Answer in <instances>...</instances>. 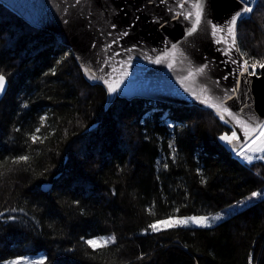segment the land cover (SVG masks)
I'll list each match as a JSON object with an SVG mask.
<instances>
[{
  "label": "trees",
  "instance_id": "16d2710c",
  "mask_svg": "<svg viewBox=\"0 0 264 264\" xmlns=\"http://www.w3.org/2000/svg\"><path fill=\"white\" fill-rule=\"evenodd\" d=\"M238 38L250 63L264 61V0ZM0 73L10 80L0 102V264H264V196L210 228L144 232L264 193V160L237 158L219 139L233 129L212 110L123 96L108 105L70 46L1 1ZM22 155L28 162L12 163ZM113 235L100 250L85 243Z\"/></svg>",
  "mask_w": 264,
  "mask_h": 264
},
{
  "label": "water",
  "instance_id": "95a60500",
  "mask_svg": "<svg viewBox=\"0 0 264 264\" xmlns=\"http://www.w3.org/2000/svg\"><path fill=\"white\" fill-rule=\"evenodd\" d=\"M0 1L31 25L55 32L62 43L70 46L85 78L92 84H101L107 90L105 81L123 80L116 93L107 90L108 105L117 96H123L197 105L217 112L203 103L204 98L211 97L232 113L224 115L239 137L229 145L231 148H242L249 140L241 122L252 128L264 123V69L259 68L256 75L243 71L242 61L246 57L240 48L238 26L236 48L230 54L231 40L227 34H212L213 24L227 27L240 8L238 0ZM198 2L203 3V18L197 31L189 35L194 17L186 18V14L194 13L193 5ZM221 39L229 42L217 43ZM173 45L177 49L174 57L154 63ZM201 67L205 68L203 74L189 77V72L196 73ZM85 68L90 72H85ZM91 74L97 79H91ZM9 88L7 77L0 102ZM253 112L262 117L255 120Z\"/></svg>",
  "mask_w": 264,
  "mask_h": 264
},
{
  "label": "snow or ice",
  "instance_id": "6c2138e0",
  "mask_svg": "<svg viewBox=\"0 0 264 264\" xmlns=\"http://www.w3.org/2000/svg\"><path fill=\"white\" fill-rule=\"evenodd\" d=\"M240 3L239 10L235 11L233 15L231 16L230 20L227 23L226 28H218L216 25H212V34L216 35L217 33H226L229 39L231 40V47L228 49V54L231 53L233 48H236V29L238 26V23L245 18L246 14L252 13L253 8L249 6L248 0H238ZM183 7V5H181ZM193 8L195 9V12H189L186 14V18H193L194 17V23L191 28V31L189 32V35L192 34V32L197 31V28L201 24L202 18H203V3L198 2L193 5ZM112 27H115L113 25ZM124 35H127V32L124 33ZM115 42V41H113ZM228 43L229 40L227 39H221L217 40V43ZM177 49L173 45L170 52H165L162 56H158L157 59L154 61L156 64L162 63L164 60H167L169 57H174ZM243 55V54H242ZM243 65V71L245 73H249L250 75H256L255 71L249 72V69H256L257 67L260 69H264V61L261 60H252L251 63L249 59H244L242 61ZM173 65L172 63L168 64V67L171 68ZM85 72H90L89 69L85 68ZM205 71L204 67L196 69V73L189 72V77H193L196 74H203ZM125 76L127 73L124 74ZM227 78V77H225ZM91 79L95 80L97 77L94 74H91ZM107 84V90L109 93H116L118 89L120 88V85L123 83V80L117 81L115 83H109L108 81H105ZM6 84H7V76L3 73H0V95H2L6 90ZM205 90H202V92ZM233 91H236V89H233ZM193 95H196L193 93ZM199 98V97H197ZM203 103L214 108L217 113L219 114L221 119H224L225 113L227 115L232 116V113L226 108L222 106V103H215L212 101L211 97H206L203 100ZM41 120H46V117H41ZM242 127L244 129L245 135L249 137V140L245 143V145L237 152L239 156H242L245 160L251 162L254 158L264 160V155H260L258 157L254 156V153H264V123L257 124L255 128H252L251 125H248L244 122H241ZM40 132V128L35 129V132L31 134L30 141L31 143L35 144L38 142H42L41 137L38 135ZM259 138V139H258ZM220 140L226 142L229 145H232L235 141L239 140V137L237 136L236 132H233L231 135H228L225 133L222 135ZM29 160V156L22 155L19 157H16L12 160V163H26ZM264 196V193L261 192H253L250 197H247L246 199L248 201H251L253 198H260ZM75 203H79L76 201ZM240 204H243L244 202H238ZM179 209H177V212ZM148 212L150 214H154L152 209H148ZM2 215V214H0ZM8 219L15 220L16 218L14 216L8 217ZM222 219L221 215H216L213 217L208 216H192V217H183V218H177L174 216H169L167 218L157 220L151 224L148 225V227L144 230L145 233L151 231L152 233H159L163 231H168L174 228L178 227H187L189 225H195L202 228H210L212 226V223L214 221H219ZM116 242V237L109 236V237H99V238H92L85 240V243L92 248L93 250H100L102 248L107 247L110 244H114ZM47 258H42L39 261H27L23 260L22 258L9 261L8 264H46ZM251 264V262H250Z\"/></svg>",
  "mask_w": 264,
  "mask_h": 264
},
{
  "label": "rangeland",
  "instance_id": "374dc122",
  "mask_svg": "<svg viewBox=\"0 0 264 264\" xmlns=\"http://www.w3.org/2000/svg\"><path fill=\"white\" fill-rule=\"evenodd\" d=\"M250 1H252V2H250ZM257 1L258 0H248V4H250V6L253 8V10H254V8H255V5H256V3H257ZM251 69V68H250ZM252 71H255V72H259L258 70H257V68L256 69H251V72ZM233 133V132H232ZM232 133H230V134H228V135H231ZM222 135H224V134H222ZM221 135V136H222ZM220 136V137H221ZM259 139V138H258ZM224 142V141H223ZM225 144H227L226 142H224ZM228 146H229V144H227ZM237 156H239L238 154H236ZM254 156H256V157H258V156H260V155H262V153H254L253 154ZM240 157V159H242V160H245L242 156H239ZM254 159H256V158H254ZM253 159V160H254ZM252 160V161H253ZM245 161H247V160H245ZM248 197H250V196H248ZM263 197V196H262ZM262 197H260V198H253L251 201H248L246 198H244V199H242V200H240V201H237V202H235V203H233L232 205H229V206H227L226 208H224L223 210H220V211H217V212H215V213H212V214H205V215H189V216H181V217H177V218H183V217H192V216H208V217H213V216H216V215H221L222 216V219L221 220H219V221H214L213 223H212V225H215V224H217V223H219L220 221H222V220H224V219H226L227 217H229L230 215H232L233 213H235V212H237V211H240V210H242V209H244L246 206H248L249 204H251V203H254L255 201H257V200H259V199H261ZM241 201H243L244 203L243 204H240V203H238V202H241ZM174 217H176V216H174ZM189 226H195V225H189ZM19 259V258H18ZM16 260V259H15ZM27 261H28V259H27ZM4 264H8V262H5Z\"/></svg>",
  "mask_w": 264,
  "mask_h": 264
},
{
  "label": "bare ground",
  "instance_id": "6f19581e",
  "mask_svg": "<svg viewBox=\"0 0 264 264\" xmlns=\"http://www.w3.org/2000/svg\"><path fill=\"white\" fill-rule=\"evenodd\" d=\"M249 14H247V16H248ZM238 27H239V24H238ZM130 99V98H129ZM151 99V98H150ZM181 105H183V104H181ZM187 106H197V105H187ZM198 107H200V106H198ZM201 108H203V107H201ZM204 109H206V108H204ZM210 110V109H209ZM218 117H219V119L223 122V123H225V124H227L228 126H230L232 129H233V132H236L235 130H234V128L231 126V124L228 122V120H226L225 118L224 119H221L220 118V116H219V114L217 113V112H215V111H213ZM253 117H254V119L255 120H258V119H260L261 117H262V114L261 113H258V112H253ZM237 134V133H236ZM229 147V146H228ZM231 150H232V153L234 154V155H236L237 154V152L241 149V148H236V147H233V148H231V147H229ZM237 156V155H236Z\"/></svg>",
  "mask_w": 264,
  "mask_h": 264
}]
</instances>
